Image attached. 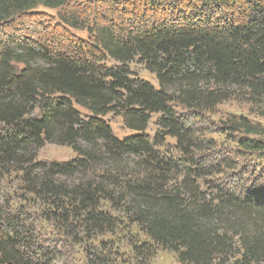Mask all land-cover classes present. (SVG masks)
Listing matches in <instances>:
<instances>
[{
    "label": "trees",
    "instance_id": "obj_1",
    "mask_svg": "<svg viewBox=\"0 0 264 264\" xmlns=\"http://www.w3.org/2000/svg\"><path fill=\"white\" fill-rule=\"evenodd\" d=\"M39 6L60 9L58 24L46 35L18 30ZM133 62L157 88L133 76ZM232 98L264 101V0H0V176L21 173L25 192L69 236L113 234L116 217L100 210L109 203L150 242L133 246L134 264H149L156 248L180 264H264L263 192L213 184L211 197L190 178L210 171L199 165L172 183L196 148L172 104L197 115ZM107 114L133 134L114 136ZM228 122L244 135L242 151L264 154V142L246 137L264 138V128ZM165 137L186 159L160 154ZM44 144L76 156L38 161ZM37 256L46 257L28 218L0 205V264H44Z\"/></svg>",
    "mask_w": 264,
    "mask_h": 264
},
{
    "label": "rangeland",
    "instance_id": "obj_2",
    "mask_svg": "<svg viewBox=\"0 0 264 264\" xmlns=\"http://www.w3.org/2000/svg\"><path fill=\"white\" fill-rule=\"evenodd\" d=\"M60 11V9L39 6L29 12V19L26 18L20 22L17 26L18 30L29 33L37 28V31L43 32V35L49 34L48 31L52 30L54 25L59 22L58 13ZM66 29L77 38H87L86 31ZM109 63L112 64V62ZM129 69L133 76L143 79L157 88L154 75L150 74L142 65L133 62L129 65ZM75 108L82 115H87L85 110L77 106ZM172 108L177 115L187 118L191 131L190 136L196 145V148L191 149L188 154L192 162L190 164L187 162L186 166L179 169L181 170L180 174L176 179H173V185L180 186L185 177V167L193 169L199 165L210 167V171L200 180H196L193 176L190 178L200 186L202 192L211 195V197L213 193L210 186L212 187L213 184L220 185V187L237 194L244 193L254 187L264 193V154H249L242 151L238 140L244 135L241 132H233L228 129V121L231 117H242L248 123L264 128V101L253 104L244 98H232L216 105L211 111L197 115L191 114L177 103L172 104ZM103 119L118 139L133 134L132 131L125 128L120 115L107 114ZM157 119L158 115H152L145 131L150 137H153L157 130L155 126ZM246 137L264 142L262 137ZM158 151L167 158L181 161L186 159V156L176 148V140L172 137H165L162 145L158 147ZM75 156L70 148L44 144L37 150L36 160L48 163L66 162ZM122 167L128 169L133 166L126 162L122 164ZM0 205L18 210L28 218V223L37 232V252L46 255V257L37 256V259H40L44 264H91V261L94 264H99L97 257L101 261L107 260L114 264H134L133 246L150 244L147 237L140 232L135 224L129 222L104 201L100 202V210L116 217L118 227L115 232L85 237L75 230L69 236L68 232L54 220L55 217L51 215L53 210L25 192L21 182V173L18 172L0 176ZM154 250L149 264H180L173 253L158 248Z\"/></svg>",
    "mask_w": 264,
    "mask_h": 264
}]
</instances>
